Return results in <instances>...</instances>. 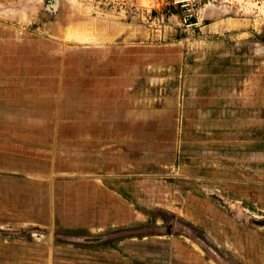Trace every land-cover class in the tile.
Wrapping results in <instances>:
<instances>
[{
    "label": "crops",
    "instance_id": "obj_1",
    "mask_svg": "<svg viewBox=\"0 0 264 264\" xmlns=\"http://www.w3.org/2000/svg\"><path fill=\"white\" fill-rule=\"evenodd\" d=\"M176 25L4 36L0 226L38 228L48 257L65 231V256L96 264H259L264 239L241 225L234 238L226 194L233 176L264 178V42Z\"/></svg>",
    "mask_w": 264,
    "mask_h": 264
},
{
    "label": "rangeland",
    "instance_id": "obj_2",
    "mask_svg": "<svg viewBox=\"0 0 264 264\" xmlns=\"http://www.w3.org/2000/svg\"><path fill=\"white\" fill-rule=\"evenodd\" d=\"M103 17L138 24L151 21L177 24L183 28L187 40L224 37L230 43L238 39L264 42V0H0V49L4 48V36L13 42L14 48L24 42L32 47L38 40L59 36L66 29L78 32L81 21ZM223 22L229 28L226 34L209 29ZM233 179L242 181V185L226 194L234 206L226 212L232 217L228 220L232 235L237 238L241 225L250 232L251 239L252 234L264 239V178L233 176ZM252 185L262 187L261 191L257 192ZM253 225L260 226L259 232L252 230ZM36 231L38 228L32 226H0V264H82V260L85 264H96L93 257L65 256L72 248L65 231L60 232L55 242L54 255L46 256L48 244L33 239L32 232ZM216 258L224 264H239L235 257L230 261ZM251 260L264 264V257ZM101 262L107 263L103 258Z\"/></svg>",
    "mask_w": 264,
    "mask_h": 264
}]
</instances>
